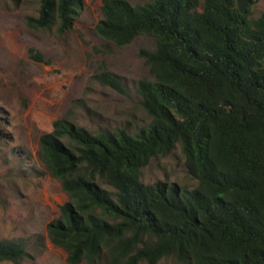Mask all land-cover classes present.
<instances>
[{"label": "trees", "instance_id": "trees-1", "mask_svg": "<svg viewBox=\"0 0 264 264\" xmlns=\"http://www.w3.org/2000/svg\"><path fill=\"white\" fill-rule=\"evenodd\" d=\"M81 1L40 0L27 25L68 33ZM101 1L108 44L155 40L140 53L154 79L137 88L151 121L94 133L60 118L41 136L40 159L68 195L50 242L68 264H264V12L250 19L238 0ZM99 79L125 93L114 74ZM178 147L195 186L145 184L143 169ZM29 257L0 240V263Z\"/></svg>", "mask_w": 264, "mask_h": 264}, {"label": "rangeland", "instance_id": "rangeland-1", "mask_svg": "<svg viewBox=\"0 0 264 264\" xmlns=\"http://www.w3.org/2000/svg\"><path fill=\"white\" fill-rule=\"evenodd\" d=\"M254 1L250 19L264 12V0ZM39 10L40 0H0V240L22 242L30 254L19 263L0 264H68L67 253L47 234L68 195L39 156L40 138L53 131L56 120L69 119L94 133L117 128L133 133L151 121L137 88L139 81L154 79L140 55L155 49L152 37L139 35L124 47L108 44L96 32L103 19L101 0H82L73 29L65 34L57 24L30 28L27 17L38 18ZM31 48L44 62L33 60ZM103 71L119 77L125 93L103 84ZM184 163L178 147L168 157L154 158L142 181L193 187ZM160 264L178 263L170 258Z\"/></svg>", "mask_w": 264, "mask_h": 264}, {"label": "water", "instance_id": "water-1", "mask_svg": "<svg viewBox=\"0 0 264 264\" xmlns=\"http://www.w3.org/2000/svg\"><path fill=\"white\" fill-rule=\"evenodd\" d=\"M252 0H238V8L242 15H247L248 7Z\"/></svg>", "mask_w": 264, "mask_h": 264}]
</instances>
